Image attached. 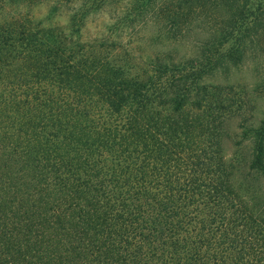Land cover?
<instances>
[{
	"label": "trees",
	"instance_id": "trees-1",
	"mask_svg": "<svg viewBox=\"0 0 264 264\" xmlns=\"http://www.w3.org/2000/svg\"><path fill=\"white\" fill-rule=\"evenodd\" d=\"M54 1H78L76 25L118 0ZM119 1L121 24L148 14L208 37L194 56L148 58L144 78H130L93 45L0 23V264H264V207L228 182L207 100L221 88L206 83L249 56L264 92V0ZM232 94L244 111L249 99ZM160 104L209 111L201 137ZM241 124L264 177V115Z\"/></svg>",
	"mask_w": 264,
	"mask_h": 264
},
{
	"label": "rangeland",
	"instance_id": "rangeland-1",
	"mask_svg": "<svg viewBox=\"0 0 264 264\" xmlns=\"http://www.w3.org/2000/svg\"><path fill=\"white\" fill-rule=\"evenodd\" d=\"M120 2L114 1L91 10L74 25L70 21L79 7L78 1H62L59 4L54 0L2 1L0 23L16 17L31 29L37 28L39 34L45 30L49 36L58 35L68 46L70 40L78 42L84 49L93 45L107 62L124 66L130 78H144L148 58L169 56L177 61L194 56L198 44L208 37V29L201 27L183 28L179 34L175 30L168 31L164 22L150 23L148 14L121 24V16L120 20L118 16L122 15L123 3ZM257 69L258 64L246 56L239 65L229 70L218 68L206 79V83L221 88L216 92L210 89L212 97L209 95L207 100H211V106L217 104L220 113L217 120L221 123L216 140L222 161L228 168V182L239 198L245 202L248 200L254 209L264 207V177L249 168L250 148L241 134L240 123H253L264 115V92L256 89L258 80L254 73ZM232 92L239 93L237 96L243 101L249 99V106L244 111L236 109L235 104L230 102L235 98ZM155 108L174 120L181 117L192 120L190 136L201 137L209 119V111L205 108L194 109L185 105L179 112L171 111L168 104L156 105Z\"/></svg>",
	"mask_w": 264,
	"mask_h": 264
}]
</instances>
